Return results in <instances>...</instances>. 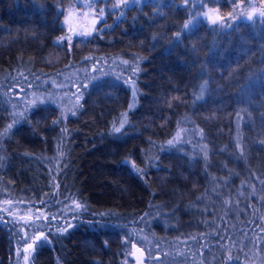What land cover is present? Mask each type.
Segmentation results:
<instances>
[{
	"label": "trees",
	"instance_id": "16d2710c",
	"mask_svg": "<svg viewBox=\"0 0 264 264\" xmlns=\"http://www.w3.org/2000/svg\"><path fill=\"white\" fill-rule=\"evenodd\" d=\"M71 3L0 0V264H15L40 231L50 243L35 247L29 264H131L129 230L149 236L166 262L172 253L194 264L243 263L239 221L231 232L225 217L215 235L200 197L211 184L233 186L232 168L264 180V22L226 19L212 31L203 21L181 32L189 8L143 0L108 10L91 37L67 40L62 18ZM87 58L94 62L79 105L63 111L48 92L51 79ZM125 113L122 133L110 134ZM181 128L196 133L169 146ZM196 137L205 159L189 157ZM58 213L51 232L21 220ZM66 221L74 226L60 234Z\"/></svg>",
	"mask_w": 264,
	"mask_h": 264
},
{
	"label": "rangeland",
	"instance_id": "374dc122",
	"mask_svg": "<svg viewBox=\"0 0 264 264\" xmlns=\"http://www.w3.org/2000/svg\"><path fill=\"white\" fill-rule=\"evenodd\" d=\"M149 1L159 7L161 3L169 0ZM177 1L183 5L185 4V0ZM227 1L231 4L228 11L227 9L225 11L218 9V6H216L215 3L205 2L203 8H198L197 12H200L201 14L209 12L213 15H219L222 18L225 15L228 21L231 20V18H228L231 13L236 17V19L242 18L247 21L257 19L260 23L264 22V16L261 15V13L264 12V0ZM90 2L91 0H79V2L78 0H72V3L69 4V7L63 14L62 23L64 25V29H66V33H64L61 38H65L67 40L72 37L84 38L83 36H78L76 34L80 32L92 31L94 28L96 30L97 26L102 25V23L94 25L93 21L99 17L98 9L106 7L105 0H99V3H93L91 7H87ZM118 3H120V0H107L108 10L113 9V6ZM190 7L191 5H189V9ZM249 17L252 18L249 19ZM191 18L192 16L190 15L188 20ZM91 58L94 59V57ZM87 59H89L88 65L80 63L81 67L77 68V71L66 72V69H63L59 75L51 79L50 86H52L53 89H50L48 92L51 94L52 98L55 99L54 102L63 111L69 109L71 104L77 100L76 97L79 93V86L85 80V68L89 65L90 68L93 67L94 61L90 60V58ZM199 92H201V84H199L197 89V93ZM35 95L39 94L33 93V97ZM28 98L29 92L27 95V99ZM178 132L180 133L178 141L181 140V142L189 140L190 137L196 133L194 129L190 128H181L177 131V133ZM187 145L189 148L188 153L190 158L194 155L200 156L202 159L206 158L205 145L203 142L199 141L198 137L194 139V142H189ZM223 164L224 162L222 165ZM241 170L232 168L231 174H237L239 176L235 181L233 180V186H222L220 182L214 180V183L217 182V186L211 184L207 190L208 192L200 197L201 204H204L205 208L210 209L209 211L206 209L209 212V215L204 214L203 218L209 217L211 221L216 219L217 226L215 228H218V230L214 231L213 226L211 228V230L214 231L212 233H215V235H218L220 230L223 229H220L219 227L222 219L225 217L230 218L229 230H231V232H233V218L237 219L239 221V225L242 226V233H237V238L240 243H238L237 246L238 250L235 249V255H242L244 258L242 260H244V262L241 264H264V204H262V200H264V180L257 179L256 176L251 174L248 170L243 169V171L240 172ZM225 181L226 179L221 180L223 184ZM225 191H227L226 194ZM4 201L3 206L6 205V200ZM225 201H227V203H225ZM250 225H252V229L249 228ZM128 232L127 237L129 239H127V241H131V247L130 245L127 247L129 248V254L132 259H127V261H130L131 264H194L196 260L195 258L189 259L186 254H180L179 258H174L172 253H170V261L166 262L164 257H161L158 251L153 248V240L149 236L143 234V231L129 230ZM223 232L224 229L221 234H223ZM220 235L219 238H217L219 244L221 243L219 239L222 237ZM133 245L141 247V253L138 258H134L133 256ZM187 245L189 246L188 243ZM239 249L241 250L240 252ZM165 256H168V254L165 253ZM29 261L30 256L28 257V260L25 261L24 250L16 254L15 264H29ZM210 261L211 260H209V262Z\"/></svg>",
	"mask_w": 264,
	"mask_h": 264
},
{
	"label": "snow or ice",
	"instance_id": "6c2138e0",
	"mask_svg": "<svg viewBox=\"0 0 264 264\" xmlns=\"http://www.w3.org/2000/svg\"><path fill=\"white\" fill-rule=\"evenodd\" d=\"M78 2H79V0H78ZM205 2L216 3L219 5H222L225 2V0H185V4H184L185 8H189V5H191V7L189 9V14L192 16V18L190 20H188L187 22H185V24L183 25V27L181 29V32L190 31L195 25H197V24H199L205 20H206L208 26L210 27V29L212 31H216L217 26H220L221 28L227 26V24H226L227 18H222L219 15H213V14H210L209 12H204L203 14H201L200 12H197L198 8H203ZM93 3H99V0H91V2L89 3V5H87V7H91ZM139 3H141V0H120V3L114 5L112 10H117L121 7L126 9L128 7L134 6V5L139 4ZM105 5H106L105 8L98 9L99 17L93 21L94 25H97L98 23L104 22V14L108 11L107 0H105ZM261 15L264 16V12H262ZM228 18L236 19V17L233 16L231 13L229 14ZM251 18L252 17H249V19H251ZM94 32H95V28L92 31L80 32V33H77L76 35L83 36V37H91L92 35H94ZM179 36H180V33H177V39H179ZM70 39L71 38H69V40ZM125 63H127V62H125ZM203 90H204V85H201V96L203 95ZM199 98L200 97H198V99ZM76 99H77V105L76 106H78L79 105V96H77ZM132 107H133V105L129 106V111H131ZM72 115H75V112H72ZM124 116H125V118L120 121V126L117 127L114 124L113 128L111 129L110 134L115 135V134H121L122 133L124 126L126 124H128L127 113H125ZM16 122L17 121L14 118V123L8 125V128L5 129L4 135L8 134V132L14 127ZM179 137H180V133L178 132L177 136L173 140H169L167 142V144L169 146L175 144L176 141L179 139ZM123 163L127 165L128 161L125 160V161H123ZM148 164H149V166H151L152 161L149 160ZM132 168L137 173L144 172L143 169L137 168L134 163L132 164ZM6 203H9V202H6ZM40 203L44 204L46 202L41 200ZM225 203H227V201H225ZM72 205H75V210H81L83 208V206L75 200L72 201ZM67 207H68L70 213L73 212V209L71 208V206H67ZM61 215H63V213H58V214L52 215V216L38 214L35 216V218H33L32 216H28L26 220L24 217H21V220H24L25 226H27L31 229H35L37 227H39V228L47 227L48 231L51 232V228L48 226L49 223L54 222V221H58L60 219ZM73 218L75 219V216H73ZM41 219H43L44 223H41ZM3 222L4 221L2 219H0V223H3ZM66 223H67V228H61L59 230L60 234H63V232L67 231L68 229H70L74 226L71 221H66ZM27 237H28V234L26 233L25 237L22 238L19 242L24 243V240L27 239ZM43 243H50V241L48 240V236L45 235V232L40 231L39 235L33 239V242L26 245V247L24 249L25 261L28 260V257L31 255L32 250H34L35 247H38ZM125 243H127V241H125ZM133 247H135V245H133Z\"/></svg>",
	"mask_w": 264,
	"mask_h": 264
},
{
	"label": "water",
	"instance_id": "95a60500",
	"mask_svg": "<svg viewBox=\"0 0 264 264\" xmlns=\"http://www.w3.org/2000/svg\"><path fill=\"white\" fill-rule=\"evenodd\" d=\"M140 255V248L139 247H135L134 248V257L137 258Z\"/></svg>",
	"mask_w": 264,
	"mask_h": 264
},
{
	"label": "flooded vegetation",
	"instance_id": "af4514ba",
	"mask_svg": "<svg viewBox=\"0 0 264 264\" xmlns=\"http://www.w3.org/2000/svg\"><path fill=\"white\" fill-rule=\"evenodd\" d=\"M229 237L231 238L230 235H229ZM227 241L229 242V241H232V240L229 239V240H227ZM229 244H230V245H228V247H229V251H230V253H231V252H232V243L230 242ZM230 262H231V264H232V261H230Z\"/></svg>",
	"mask_w": 264,
	"mask_h": 264
}]
</instances>
